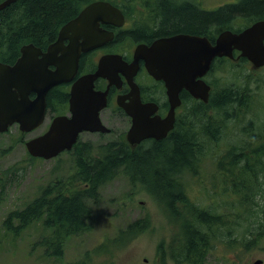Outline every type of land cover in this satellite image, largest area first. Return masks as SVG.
<instances>
[{
    "label": "trees",
    "instance_id": "obj_1",
    "mask_svg": "<svg viewBox=\"0 0 264 264\" xmlns=\"http://www.w3.org/2000/svg\"><path fill=\"white\" fill-rule=\"evenodd\" d=\"M92 1L15 0L3 7L0 62L12 64L26 43L44 49L55 40L59 28ZM107 1L121 7L136 0ZM141 1L153 12V26L117 31L110 48L131 46L135 39L148 40L175 31L203 35L213 41L224 29L237 32L264 19V0H235L212 9H202L195 0ZM242 63L248 61L244 57L214 59L205 75L211 86L208 101L196 100L184 92L183 111L177 114L170 134L162 139H145L131 145L122 132L120 139L97 145L75 143L64 152L74 156L67 174L38 186L21 208L6 213L2 227L15 238L25 227L39 222L46 232L33 246L42 247L45 256L60 259L67 238L91 228L88 203L99 199V187L123 172L155 199L174 229L167 243L160 241L157 245L155 264H170L168 260L173 264H205L209 252L218 245L229 252L236 247L251 248L260 239L259 228L264 221V117L260 119L256 114H264V101L252 97L253 89L246 77L242 82L230 83L217 81L216 76L208 78L213 70L236 68ZM67 99L68 84L52 86L45 97L47 112L65 113ZM255 115L256 120L252 118ZM27 156L30 162L40 160ZM205 162L211 164V174L220 177L219 182L214 180L207 186L189 180V176L205 172ZM18 164L0 175V197L7 174L12 180L25 167L18 168ZM192 183L198 187L197 192ZM147 217L127 224L121 234L119 231V240L124 238L125 244L142 232ZM79 264L86 262L80 260Z\"/></svg>",
    "mask_w": 264,
    "mask_h": 264
},
{
    "label": "water",
    "instance_id": "obj_2",
    "mask_svg": "<svg viewBox=\"0 0 264 264\" xmlns=\"http://www.w3.org/2000/svg\"><path fill=\"white\" fill-rule=\"evenodd\" d=\"M14 1L2 0L0 9ZM99 22L120 26L123 16L109 2L93 1L59 28L57 38L45 50L33 43L23 44L12 64L0 62V132L13 124H17L21 132L40 126L45 117L47 91L54 85L71 83L69 115L54 116L47 129L24 142L30 156L50 159L69 150L81 131H109L98 117L99 110L105 105V92L93 89L92 80L96 77L112 83L119 80L118 72L125 76L132 98L128 103L118 99V104L131 118L126 140L133 145L144 138L165 137L173 126L181 89L203 102L208 101L210 86L203 76L215 57L232 58L235 49L253 68L264 65L263 19L238 32L223 30L213 43L204 36L190 34L159 38L148 46L140 43L135 46L129 63L120 54H105L99 58L94 72L72 82L80 54L113 38L112 31L101 28ZM140 59L147 72L164 83L169 109L163 117L154 114L158 108L156 103L140 102L138 86L133 80ZM261 262L256 259L251 264Z\"/></svg>",
    "mask_w": 264,
    "mask_h": 264
},
{
    "label": "rangeland",
    "instance_id": "obj_3",
    "mask_svg": "<svg viewBox=\"0 0 264 264\" xmlns=\"http://www.w3.org/2000/svg\"><path fill=\"white\" fill-rule=\"evenodd\" d=\"M138 1L140 0L134 3ZM201 1L206 7H213L235 0ZM128 48L130 44L122 45V49ZM237 65L236 68L231 66V69L224 67L221 70H213L208 78L216 76L217 81L230 83L242 82L246 77L253 89L252 97L264 101V66L253 68L249 62ZM256 114H259L260 119L264 117L262 111ZM117 118L108 119L104 111L102 121L111 128V131L109 133H82L80 139L91 145L120 139V133L125 134L124 130L127 129L128 122L126 118L123 119L120 116ZM252 118L256 120V115ZM48 123L49 116L47 115L42 125L31 132H21L17 125H12L8 132L0 133V149L3 150L0 153V175H3L4 170L15 163H19L18 168L25 166L23 170L19 169V177L11 180L7 174L8 180L0 197V236L3 240L0 243V264H79L80 260L85 261L86 264H155L157 245L160 241L167 243L174 229L165 213L158 209L155 199L137 185L138 183L136 185L132 183L123 172H119L99 187V199L88 203L90 208L88 223L91 228L78 236L67 238L60 259L45 256L42 247L33 246V242L46 232L39 222L31 223L15 238L5 231L1 222L9 210L21 208L24 202L35 194L38 186L47 181L51 183V180L56 177L63 178L73 167L74 156L64 152L58 158L29 161L24 140L42 132ZM212 169L211 164L208 166L205 162L203 165L205 172H199L194 177L189 176V180L196 183L202 182L207 186L214 180L219 182L220 177L212 176ZM237 178L238 180L240 178L238 174ZM192 184L194 191L197 192L198 187ZM261 204L264 205V201ZM145 215L148 216V223L142 232L130 238L125 244L124 238L122 241L119 240V231L121 234V230L127 224ZM262 223V226L258 227L261 230L260 239L254 242L251 248L238 250L236 247L234 252L233 250L229 252L218 245L209 252L205 264H251L256 259H261L262 262L259 264H264V221ZM168 262L173 264L171 260Z\"/></svg>",
    "mask_w": 264,
    "mask_h": 264
},
{
    "label": "flooded vegetation",
    "instance_id": "obj_4",
    "mask_svg": "<svg viewBox=\"0 0 264 264\" xmlns=\"http://www.w3.org/2000/svg\"><path fill=\"white\" fill-rule=\"evenodd\" d=\"M198 5L202 9H212L213 7L205 6L201 0H195ZM124 7V8H123ZM120 11L123 14L124 17V23L120 27H116L109 23H99V25L107 30H111L114 32V35L117 31H124L127 30L128 27H134V26H142L143 29L145 27L150 28L153 26V12L147 7V5L143 1H138V3H132L128 6H121L118 7ZM141 27V28H142ZM116 30V31H115ZM177 34H191V35H198L195 33H189L186 31H175L168 34H162V35H155L148 40H141V39H135L130 48L128 49H122V46L118 48L111 47L109 43L111 42H105L99 47H96L94 49H91L87 52L81 53L78 58V66L76 73L74 74L72 78V82H74L77 78L90 74L94 72L97 68V63L99 58L104 54H111V53H118L121 54L122 59L126 62H131L133 59V49L137 44H145L150 45L154 40L164 37H170ZM124 36V35H123ZM201 36V35H199ZM122 37V36H121ZM213 42V41H212ZM127 72V71H126ZM119 74V80L116 82L109 83L108 79L103 77H96L92 80L93 83V89L98 92H105V106L99 110V118L102 121L103 112H106V115L108 119H114L117 117L126 118L128 124H130L129 117L125 114L124 110L118 105V99L121 100L123 103L130 102V99L132 98V95L130 93V87L126 81L125 76L118 72ZM134 82L138 86L139 91V98L141 103L145 102H154L157 104L158 108L155 114H158L160 117H163L166 112L169 109V101L166 94V90L164 88V83L162 80L154 79L151 77L144 66L143 60H138V66L136 68V72L133 76ZM68 84V98H69V90L71 83ZM184 92H187L185 89H181L178 92V97L180 99V104L175 108L174 110V122L173 126L177 117V114L179 112H182V107L184 102ZM188 93V92H187ZM47 94V93H46ZM189 94V93H188ZM31 97H33V94H31ZM68 110V99H67V107L65 113H67ZM64 113V114H65ZM63 114V113H62ZM49 116V120L54 116V114H50L47 112L46 107V116ZM154 115V114H152ZM118 119V118H117ZM103 122V121H102ZM105 124V123H104ZM173 126L170 130H168L166 136L170 134V132L173 129ZM125 131V130H124ZM82 133H93L88 131H83ZM98 133V132H97ZM79 134V135H80ZM125 137V134H124ZM145 139H155L152 137L145 138ZM143 139V140H145ZM78 142H84L80 139L78 136L76 143Z\"/></svg>",
    "mask_w": 264,
    "mask_h": 264
},
{
    "label": "bare ground",
    "instance_id": "obj_5",
    "mask_svg": "<svg viewBox=\"0 0 264 264\" xmlns=\"http://www.w3.org/2000/svg\"><path fill=\"white\" fill-rule=\"evenodd\" d=\"M1 2V1H0ZM122 35V34H121ZM28 44V43H27Z\"/></svg>",
    "mask_w": 264,
    "mask_h": 264
}]
</instances>
